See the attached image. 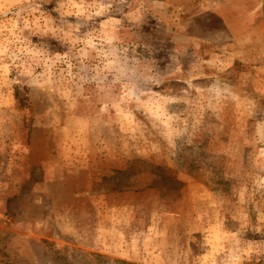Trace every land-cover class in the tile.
I'll list each match as a JSON object with an SVG mask.
<instances>
[{
  "label": "rangeland",
  "instance_id": "obj_1",
  "mask_svg": "<svg viewBox=\"0 0 264 264\" xmlns=\"http://www.w3.org/2000/svg\"><path fill=\"white\" fill-rule=\"evenodd\" d=\"M264 264V0H0V264Z\"/></svg>",
  "mask_w": 264,
  "mask_h": 264
},
{
  "label": "trees",
  "instance_id": "obj_2",
  "mask_svg": "<svg viewBox=\"0 0 264 264\" xmlns=\"http://www.w3.org/2000/svg\"><path fill=\"white\" fill-rule=\"evenodd\" d=\"M2 264H7L6 262H2ZM63 264H74L73 262H71V261H66L65 263H63Z\"/></svg>",
  "mask_w": 264,
  "mask_h": 264
}]
</instances>
